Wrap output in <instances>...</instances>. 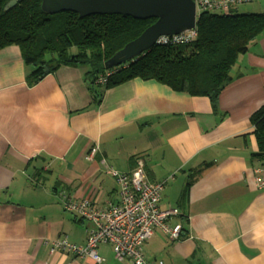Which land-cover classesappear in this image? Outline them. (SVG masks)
<instances>
[{
    "label": "crops",
    "instance_id": "1",
    "mask_svg": "<svg viewBox=\"0 0 264 264\" xmlns=\"http://www.w3.org/2000/svg\"><path fill=\"white\" fill-rule=\"evenodd\" d=\"M32 70L19 47L0 50V264H130L107 244L97 262L51 254L45 241L84 246L92 228L65 211L60 191L107 209L119 202L108 167L141 163L150 182H165L160 208L179 210L171 224L184 232L171 241L157 229L144 245L151 264H264V191L254 185L264 162L251 123L264 105V36L216 104L155 80L91 89L81 66L29 85Z\"/></svg>",
    "mask_w": 264,
    "mask_h": 264
},
{
    "label": "trees",
    "instance_id": "2",
    "mask_svg": "<svg viewBox=\"0 0 264 264\" xmlns=\"http://www.w3.org/2000/svg\"><path fill=\"white\" fill-rule=\"evenodd\" d=\"M10 1L0 0V50L19 47L24 63L33 68L29 85L39 83L62 66H84L88 67L86 78L91 89L97 86L106 90L134 79L155 80L176 92L209 97L216 104L233 81L239 57L264 36V13L204 12L197 19L196 39L156 45L138 58L106 70L105 63L156 19L120 15L80 18L68 11L48 14L42 10L41 0H24L5 11ZM108 71L115 73L105 84L98 83ZM251 123L258 146L254 156L263 160L264 105L252 115Z\"/></svg>",
    "mask_w": 264,
    "mask_h": 264
},
{
    "label": "built area",
    "instance_id": "3",
    "mask_svg": "<svg viewBox=\"0 0 264 264\" xmlns=\"http://www.w3.org/2000/svg\"><path fill=\"white\" fill-rule=\"evenodd\" d=\"M196 15L204 12L228 15L241 5L253 0H193ZM197 37V28L174 36H162L156 45H175L188 43ZM115 72L108 71L98 83L105 84ZM98 152L94 147L86 159L92 161ZM264 162V159L262 160ZM108 171L119 184V202L111 204L107 209H100L91 200L75 201L65 191L58 193L64 204L65 211L75 214L92 225L86 245H78L68 238L54 241L46 240L50 244L51 254L65 252L81 258L101 262L98 248L101 244L111 246L115 258L119 262L130 264H151L145 255L144 245L154 232L162 231L171 241H178L183 235L180 224H171V220L179 216V210H162L160 203L165 182H150L144 173L142 163L130 173H121L108 167ZM254 185L258 191H264V164L256 169ZM157 264H167L158 261Z\"/></svg>",
    "mask_w": 264,
    "mask_h": 264
},
{
    "label": "water",
    "instance_id": "4",
    "mask_svg": "<svg viewBox=\"0 0 264 264\" xmlns=\"http://www.w3.org/2000/svg\"><path fill=\"white\" fill-rule=\"evenodd\" d=\"M24 0H11L5 11ZM42 10L48 14L65 11L80 18L92 15H120L138 20L156 19L138 38L126 44L106 63L105 69L120 67L156 46L162 36L179 35L196 29L197 15L193 0H41Z\"/></svg>",
    "mask_w": 264,
    "mask_h": 264
},
{
    "label": "rangeland",
    "instance_id": "5",
    "mask_svg": "<svg viewBox=\"0 0 264 264\" xmlns=\"http://www.w3.org/2000/svg\"><path fill=\"white\" fill-rule=\"evenodd\" d=\"M262 0H253V2L251 3H248V4H245V5H241L239 6L237 9H238V12L239 13H246V14H249V13H260V12H255L251 9H255L257 8L259 5V2H261ZM82 68H85L86 71L88 69V67H84V66H81Z\"/></svg>",
    "mask_w": 264,
    "mask_h": 264
}]
</instances>
